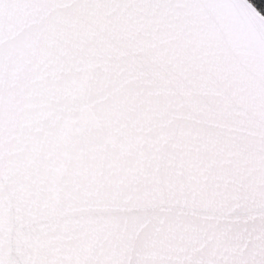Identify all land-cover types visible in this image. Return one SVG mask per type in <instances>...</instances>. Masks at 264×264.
Wrapping results in <instances>:
<instances>
[{
	"label": "snow or ice",
	"instance_id": "obj_1",
	"mask_svg": "<svg viewBox=\"0 0 264 264\" xmlns=\"http://www.w3.org/2000/svg\"><path fill=\"white\" fill-rule=\"evenodd\" d=\"M0 264H264V13L0 0Z\"/></svg>",
	"mask_w": 264,
	"mask_h": 264
},
{
	"label": "trees",
	"instance_id": "obj_2",
	"mask_svg": "<svg viewBox=\"0 0 264 264\" xmlns=\"http://www.w3.org/2000/svg\"><path fill=\"white\" fill-rule=\"evenodd\" d=\"M257 7L258 9L264 13V0H251Z\"/></svg>",
	"mask_w": 264,
	"mask_h": 264
},
{
	"label": "bare ground",
	"instance_id": "obj_3",
	"mask_svg": "<svg viewBox=\"0 0 264 264\" xmlns=\"http://www.w3.org/2000/svg\"><path fill=\"white\" fill-rule=\"evenodd\" d=\"M251 3H253L252 1H251ZM254 4V3H253ZM255 5V4H254ZM256 6V5H255ZM257 7V6H256ZM258 8V7H257Z\"/></svg>",
	"mask_w": 264,
	"mask_h": 264
}]
</instances>
